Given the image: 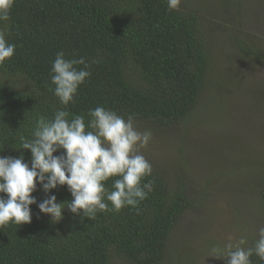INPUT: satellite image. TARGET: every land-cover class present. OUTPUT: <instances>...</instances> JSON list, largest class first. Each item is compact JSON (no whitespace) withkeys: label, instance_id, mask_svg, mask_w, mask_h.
Returning <instances> with one entry per match:
<instances>
[{"label":"trees","instance_id":"1","mask_svg":"<svg viewBox=\"0 0 264 264\" xmlns=\"http://www.w3.org/2000/svg\"><path fill=\"white\" fill-rule=\"evenodd\" d=\"M235 3L180 0L177 10H169L167 0H16L7 27L0 23L16 45L0 68V157L23 155L30 167L31 152L21 149L19 138H31L38 117L52 118L64 108L50 76L60 51L90 65L91 76L65 109L85 114L86 123L88 111L98 106L125 118L133 114L135 122L160 130L188 123L205 109L199 101L210 87L205 20L213 13L207 9L226 4L230 10ZM248 47L242 50L253 56ZM175 170L170 181L153 167L154 191L138 210L81 220L66 208L56 223L31 205L30 224L0 228V264H166L175 253L169 242L178 222L197 204L180 177L185 174ZM36 188L38 203L50 195L57 203L73 199L66 185L47 194L38 182ZM260 197L264 206V186ZM256 239L248 238L245 247ZM251 259L264 264L255 255Z\"/></svg>","mask_w":264,"mask_h":264},{"label":"rangeland","instance_id":"2","mask_svg":"<svg viewBox=\"0 0 264 264\" xmlns=\"http://www.w3.org/2000/svg\"><path fill=\"white\" fill-rule=\"evenodd\" d=\"M234 2L230 10L226 4L207 9L213 13L205 20L212 74L209 102L207 94L199 101L205 109L170 129L135 122L138 131L152 132L142 154L170 181L175 169L185 174L180 177L197 203L178 222L166 264H228L211 257L210 248L229 237H257L264 227V0Z\"/></svg>","mask_w":264,"mask_h":264},{"label":"clouds","instance_id":"3","mask_svg":"<svg viewBox=\"0 0 264 264\" xmlns=\"http://www.w3.org/2000/svg\"><path fill=\"white\" fill-rule=\"evenodd\" d=\"M15 3L0 0V23L5 27ZM179 4L180 0H167L169 10H177ZM15 49L0 31V68L10 62ZM50 76L54 95L64 108L56 109L52 118L38 117L31 138H19L21 149L31 152L30 167L23 155L0 157V228L30 224L31 205L56 223L63 219L66 208L81 220H95L98 213L124 208L138 210L154 191L155 181L149 179L153 167L141 152L152 139L151 130L138 131L133 114L125 118L100 106L88 111L87 123L85 114L65 110L75 103L78 90L91 76L84 57L68 59L63 51L57 52ZM61 150V155H54ZM37 182L46 194L66 185L73 199L57 203L56 196L50 195L38 203L32 195ZM241 231L246 229L241 226ZM245 245V237L236 242L229 237L228 243L210 248L211 257L228 264H252L253 255L264 261V227L253 246Z\"/></svg>","mask_w":264,"mask_h":264}]
</instances>
